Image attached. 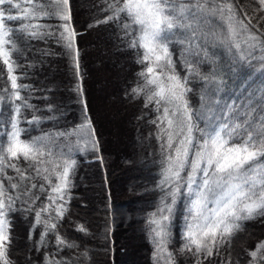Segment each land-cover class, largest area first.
<instances>
[{"label": "trees", "instance_id": "trees-1", "mask_svg": "<svg viewBox=\"0 0 264 264\" xmlns=\"http://www.w3.org/2000/svg\"><path fill=\"white\" fill-rule=\"evenodd\" d=\"M14 3H21L22 8L30 10L25 0H14ZM32 3L46 4V0H32ZM122 3L123 0H69V24L75 29L73 45L79 53L78 69L74 54L58 44L55 36L40 40L13 33L19 50L12 55L14 74L22 77L18 84L28 86L21 91V96L33 105V108L22 109L20 127L27 131L21 134V139L45 136L52 156L42 158L44 163L39 165V176L28 161L5 157V164L15 163L24 178L15 169L5 167L0 173V182L10 194L27 191L30 197L18 199L17 211L8 216L11 242L7 246V259L10 264H130L129 238L120 207L124 205L130 216L133 213L129 221L139 227L138 234H134L143 250L144 259L138 261L139 264H264V250L258 249L264 243V214L257 213L251 219L239 221V230L229 239L223 243L217 239L212 255L203 252L194 255L195 249H186L182 238L187 201L181 196L173 208L172 222L163 243L167 253L154 239L149 220L157 212L162 194L158 183L165 159L161 149L164 141L159 138L157 125L152 123L160 113L155 111L154 104L147 103L150 89L144 87V77L140 75L149 62L140 63L143 48L131 47L133 39L140 34L139 29L123 13H115L116 19L107 20L114 15L109 5L122 7ZM172 3L176 7L174 18L191 25L174 29L169 34L168 48L175 74L181 79L188 78L186 87L191 91L186 99L193 110L200 106V93L204 88L201 76L222 73L215 78L225 82L224 100L229 97L244 100L248 93L264 88V75H261L264 70V5L259 0H172ZM51 4L54 5L55 0H51ZM182 8L187 12L186 21L185 17L179 19L183 16ZM105 20L107 22H103ZM24 23L47 25L49 31L58 33L64 22L49 16L11 22L8 27L15 29ZM232 31L235 41L241 45L240 50L245 53L244 60L237 61L225 44L232 38ZM188 65L195 71L188 73ZM8 77L7 66L0 61V97L3 98L0 120L5 121L0 130L7 128L12 114L7 99L11 91ZM107 80L112 85L108 86ZM244 84L251 85L247 92ZM133 87L144 88V91L133 97ZM99 94L107 97L106 110H113L111 123L118 135V144L112 141L106 126ZM261 95L255 93L257 109ZM34 115L39 118L37 123L24 122L32 120ZM257 116H264V112L252 113L259 125ZM88 120L91 127L87 126ZM59 133L64 135H56ZM0 143H6V137L0 135ZM60 153L64 154L63 158L76 162L70 175V191L65 196L66 211L62 218H57L53 205L48 213H42L41 219L55 224L56 229L48 231L40 243L45 229L42 224L33 228L34 212L49 201L48 193H42L39 186L43 183L50 191L43 179L45 175L53 185L57 183L53 170L60 171L56 167ZM257 164L264 165V157ZM45 168L47 172L43 171ZM11 184H17L18 188L12 189ZM32 184L37 187L32 188ZM57 237L62 244L57 243ZM252 251H257L256 257L249 255Z\"/></svg>", "mask_w": 264, "mask_h": 264}, {"label": "snow or ice", "instance_id": "snow-or-ice-1", "mask_svg": "<svg viewBox=\"0 0 264 264\" xmlns=\"http://www.w3.org/2000/svg\"><path fill=\"white\" fill-rule=\"evenodd\" d=\"M25 2L30 5V10L22 8L21 3H14V0H0V61L7 66L9 73L11 91L8 92L7 99L12 113L7 120V128L0 130V135L6 137V143H0V173H3L5 167H11L21 174L22 179L24 178L22 170L17 168L15 163L5 164V157L10 160L22 158L28 161L29 167L39 176L41 174L39 165L44 163L42 158L45 156L51 158L52 151L51 146L45 144V136L21 139V134L27 131L26 128L20 127L22 109L33 108V105L21 96V91L27 90L28 86L18 84L17 81L22 77L14 74L15 61L12 60V55L14 51L19 50L13 41V33L40 40L55 36L58 44L67 52L74 54L75 66L79 68V53L73 45L75 29L69 24L71 20L69 0H55L54 5L51 4V0H46V4H34L32 0ZM259 2L264 5V0ZM109 8L114 15L108 16L107 20L116 19L115 13H123L139 29L140 34L133 39L131 47L144 49L140 63H149L140 75L144 77V87L150 89L147 103L154 104L155 111L160 113L152 123L157 125L159 138L164 141L161 149L165 159L162 161V178L158 183L162 193L160 204L157 212L153 213L149 220L153 237L163 247L172 222L173 208L177 200L183 196L187 201L184 215L185 231L182 237L186 241L184 247L189 251L194 248V255L203 252L210 256L218 238L220 243H223L239 230V221L251 219L257 213L264 214V165L257 164V161L264 157V116L255 117L260 121L259 125L252 117L254 111L264 112V88L248 93L244 100L238 97L224 100L222 97L226 95L223 92L225 82L215 78L222 73L218 71L211 76H201L204 88L200 93V106L193 110L186 99L191 91L186 87L188 78L185 76L181 79L175 74L172 53L168 48L169 34L174 29L190 28L191 25L179 23L174 18L176 7L172 0H123L122 7L109 5ZM181 10L183 11V8ZM196 10L200 11V8L197 7ZM49 16L58 17L64 22L58 33L49 31V26L42 24L24 23L15 29L8 27L11 22L41 20ZM179 19L183 20L184 17L180 16ZM234 37L235 33L232 31V38L226 40L225 44L229 51L234 52L237 61L244 60L245 53L240 50L241 45ZM194 71L191 65L187 66L188 73ZM247 75L250 73L245 75V80ZM261 75H264V70ZM249 87L250 84H244L246 92ZM131 91L133 97H136L144 88L133 87ZM256 92L262 94L259 109L255 107ZM2 99L0 97V100ZM85 119L87 120V117ZM38 120L39 118L34 115L32 120L24 122L31 125ZM4 123L5 121L0 120V125ZM87 126L91 127L90 120ZM63 156V153L59 154V163L56 165L60 171L53 170L57 183L53 185L52 180L45 175L43 179L50 187V191L43 183L39 186L42 193H48L49 201L34 212L33 228L42 224L45 229L41 234L40 243H43L48 231L56 229L55 224H49L41 219L42 213H48L53 205L57 218H62L66 211L65 196L70 191V175L76 162ZM185 170L186 175H181ZM43 171L47 172L48 169L45 168ZM11 179L9 177V180ZM31 187L36 188L37 185L32 184ZM11 188L17 189L18 185L11 184ZM22 196L30 199L27 191L16 195L10 194L4 188L3 182H0L2 264H10L6 256L7 246L11 242V221L8 216L17 211L15 204ZM57 243L62 244L63 241L57 237ZM258 249L264 250V243H261ZM257 254V251L249 253L251 257H256Z\"/></svg>", "mask_w": 264, "mask_h": 264}, {"label": "rangeland", "instance_id": "rangeland-1", "mask_svg": "<svg viewBox=\"0 0 264 264\" xmlns=\"http://www.w3.org/2000/svg\"><path fill=\"white\" fill-rule=\"evenodd\" d=\"M181 14H183V17H185L184 21H186L187 20L186 19L187 16H185V14H187V12L186 11H182ZM106 84L108 86L112 85L111 83H109V80H107ZM102 85H104V84L102 83ZM98 88H100V87H98ZM98 96L101 97L99 99H101L100 102H101V107L103 109V112L105 113V116H106L105 119L107 120V123L110 124V125L107 124L106 126L109 128V133H110V135L112 137V141L114 143L118 144V142H119V140L117 139L118 138V135L114 131L115 128L113 127V124L111 123V118H112L113 110H106V107L108 106V104L106 103V100L105 99H107V97L106 98L105 97L103 98L100 94ZM94 108H95V106H94ZM186 172H187V170H185V172L182 173L181 175H186ZM120 207L123 210V211H121V213H122L121 215L123 216V220L126 223L124 225L125 226L124 228H126V230H127L126 231V234H127V237L129 238L127 240V243L129 244L130 248L128 250L129 251V255H127V256L132 258L131 259L132 261L129 260L131 262L130 264H139L138 261H142L144 259L143 258V250H141L140 242L136 239V236H135L139 232V227L137 225H135V224L132 225V223L129 221L130 217H131V219H133L132 218L133 217L132 216L133 213H131V216H130L129 211H125V208H123V207H125L124 205H121ZM130 236H133V238H131ZM161 249H162V251L164 253H167V250H166V248L164 246ZM136 255L139 256V258H137Z\"/></svg>", "mask_w": 264, "mask_h": 264}]
</instances>
